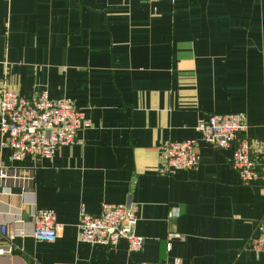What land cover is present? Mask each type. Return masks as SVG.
Here are the masks:
<instances>
[{"label":"crops","instance_id":"0c3cea01","mask_svg":"<svg viewBox=\"0 0 264 264\" xmlns=\"http://www.w3.org/2000/svg\"><path fill=\"white\" fill-rule=\"evenodd\" d=\"M3 87L68 98L84 121L78 144L19 162L0 131V167L24 177L0 180V223L20 231L1 264H264L251 245L264 181L242 183L231 148L201 141L200 163L174 173L165 155L202 118L235 112L264 158V0H0ZM127 201L140 250L79 239L82 208ZM33 208L55 212V241L33 237Z\"/></svg>","mask_w":264,"mask_h":264},{"label":"built area","instance_id":"2783aa9c","mask_svg":"<svg viewBox=\"0 0 264 264\" xmlns=\"http://www.w3.org/2000/svg\"><path fill=\"white\" fill-rule=\"evenodd\" d=\"M83 121V111L68 98H50L46 90L32 97L21 96L16 90L5 87L0 90L1 145L10 149L11 162L23 161L27 157L51 158L59 147L78 144ZM196 130L198 138L173 140L165 145L169 173L198 165L202 141L214 148L232 149L231 165L242 183L258 179L264 181V158L257 161L252 156L250 142L244 135L246 127L238 113H211L198 122ZM23 178L17 168L0 167V180L3 183H15ZM178 214L176 207L169 212L170 217ZM31 215L33 237L38 241H55L60 227L55 212L33 208ZM16 221H20V218L17 217ZM137 221L134 204L130 201L102 203L100 211L94 214L82 208L77 222L79 239L110 247L124 239L131 250L138 251L143 246L144 237L135 232ZM19 233L18 229L0 223V264L3 257L12 254L13 241ZM251 245L253 249L264 252V215L258 222ZM170 246L168 243L167 247ZM138 264H181V259L140 261Z\"/></svg>","mask_w":264,"mask_h":264}]
</instances>
